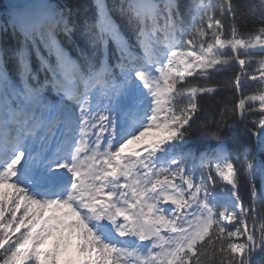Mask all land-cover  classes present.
<instances>
[{"label":"snow or ice","instance_id":"1","mask_svg":"<svg viewBox=\"0 0 264 264\" xmlns=\"http://www.w3.org/2000/svg\"><path fill=\"white\" fill-rule=\"evenodd\" d=\"M6 12L0 264H264V19L241 23L233 0H192L187 19L179 0ZM237 66L213 124L200 101ZM236 124L242 152L224 142Z\"/></svg>","mask_w":264,"mask_h":264},{"label":"trees","instance_id":"2","mask_svg":"<svg viewBox=\"0 0 264 264\" xmlns=\"http://www.w3.org/2000/svg\"><path fill=\"white\" fill-rule=\"evenodd\" d=\"M216 2V0H213ZM37 0H0V23L3 22V18L7 16L6 9L10 3H35ZM118 0H108L110 5L117 3ZM183 0H179L180 6L182 5ZM234 4L239 7L240 12L244 13V17L242 18L241 23H259L261 19L260 13L264 11V7H262V0H233ZM73 3L80 7L81 9V17L87 15L91 17L93 12V0H73ZM184 3V2H183ZM246 4H251L254 6L252 12L245 7ZM183 12V11H182ZM185 19H187V15L185 14ZM0 43H4L7 45H11L14 43L13 38L10 35H0ZM253 55L258 59L259 52L258 50L253 51ZM238 70V66L229 71L217 73L209 86H217L216 93H213V98L205 97L200 101L202 105V112L204 117H207L213 124L220 121V117L222 113L229 112L233 104V91L231 90V80L234 76L235 72ZM250 72L255 73V68H249ZM245 94H253L255 90H252V87H248L243 90ZM257 109L259 108V102H256ZM258 118V117H257ZM227 123L231 125V117L228 119ZM196 135H199L197 133ZM209 143L214 144L217 141L212 137L206 138ZM225 141H227L231 147V150L242 152L243 147L249 144H252V138L248 136L245 132L244 128L239 125H232L231 131H229L228 135L225 137ZM255 152V150H254ZM253 152V154H254ZM242 156L239 160V164H242ZM256 161H254L255 163ZM245 165V162H244ZM250 183L244 181L242 183L241 194L242 198L247 201L250 194Z\"/></svg>","mask_w":264,"mask_h":264},{"label":"rangeland","instance_id":"3","mask_svg":"<svg viewBox=\"0 0 264 264\" xmlns=\"http://www.w3.org/2000/svg\"><path fill=\"white\" fill-rule=\"evenodd\" d=\"M253 90H254V89H253ZM260 187H261V183H260ZM56 239H57L56 236L51 237V238L49 239V242H48V247H51V246L55 243ZM73 250H74V249H73ZM71 254H72V255H75V251L72 252ZM67 258H68L67 256H66V257H62V260H63V259H67Z\"/></svg>","mask_w":264,"mask_h":264},{"label":"bare ground","instance_id":"4","mask_svg":"<svg viewBox=\"0 0 264 264\" xmlns=\"http://www.w3.org/2000/svg\"><path fill=\"white\" fill-rule=\"evenodd\" d=\"M75 250H72V252H74Z\"/></svg>","mask_w":264,"mask_h":264}]
</instances>
